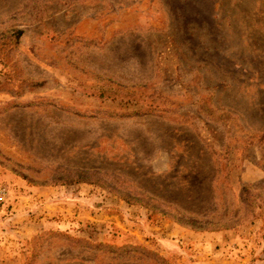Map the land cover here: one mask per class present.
I'll return each instance as SVG.
<instances>
[{
	"label": "rangeland",
	"instance_id": "1",
	"mask_svg": "<svg viewBox=\"0 0 264 264\" xmlns=\"http://www.w3.org/2000/svg\"><path fill=\"white\" fill-rule=\"evenodd\" d=\"M0 264H264V0H0Z\"/></svg>",
	"mask_w": 264,
	"mask_h": 264
},
{
	"label": "trees",
	"instance_id": "2",
	"mask_svg": "<svg viewBox=\"0 0 264 264\" xmlns=\"http://www.w3.org/2000/svg\"><path fill=\"white\" fill-rule=\"evenodd\" d=\"M105 96V97H110V98H117L118 96H121V97H123L122 95L123 94H117V92H115V91H112V92H99V94H98V97H101V96ZM248 187H243V189H242V191H241V194H240V196H241V202L243 203V204H251V205H253V203L252 202H249V200H248V197H250V196H248V194H245L247 191H248V189H247ZM210 225V224H209Z\"/></svg>",
	"mask_w": 264,
	"mask_h": 264
}]
</instances>
